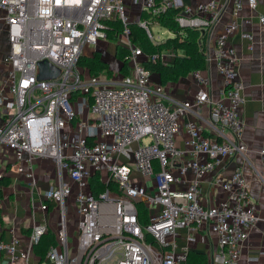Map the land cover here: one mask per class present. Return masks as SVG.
Masks as SVG:
<instances>
[{"label":"built area","instance_id":"obj_1","mask_svg":"<svg viewBox=\"0 0 264 264\" xmlns=\"http://www.w3.org/2000/svg\"><path fill=\"white\" fill-rule=\"evenodd\" d=\"M222 1L233 8V19L215 38L223 99L211 98V80L198 70L192 73L200 86L197 94L178 101L153 83L142 64V57L168 63L162 53L147 55L131 41L126 0H0V22L7 26L10 45L6 68L0 71V108L7 115L0 125V148L13 152L17 162L49 160L59 176L41 205L56 219V245L44 264H191L188 246L178 242L181 229L188 230V242L200 237L206 243V232L216 234L217 243L208 248L203 264L239 263L243 244L259 220L243 169L221 175L218 183L226 197L218 204L205 205L201 198L203 178L222 161L247 152L244 85L231 42L241 31L244 0H208L194 7L184 0H140L141 16L134 23L160 44L152 18L181 8L176 17L181 28L211 36L223 13ZM247 4L251 10L258 7L257 0ZM144 12L150 20L142 19ZM112 20L123 25L117 38L130 52L131 72L120 81L91 76L80 65L82 57L107 40L106 23ZM259 25L264 29V15ZM241 37L253 40L248 32ZM204 41L200 47L208 57ZM42 62L57 69L58 76L39 80ZM207 106L206 125L184 120L189 114L200 117ZM259 154L264 165V148ZM96 174L107 185L98 194L90 183ZM259 176L264 183V175ZM71 200L76 236L70 230ZM140 203L148 209L147 223L141 220ZM48 230L47 221L36 227L26 253H20L16 240L0 243L5 264L28 259Z\"/></svg>","mask_w":264,"mask_h":264},{"label":"crops","instance_id":"obj_2","mask_svg":"<svg viewBox=\"0 0 264 264\" xmlns=\"http://www.w3.org/2000/svg\"><path fill=\"white\" fill-rule=\"evenodd\" d=\"M208 0H184L185 6L194 7L199 2ZM258 7L251 10L244 0V9L239 16L241 31L234 34L231 42L234 45L239 57V72L243 82L244 104L241 108V115L246 122V128L243 135V142L247 147L245 156H235L234 158L222 161L219 166L211 173L206 175L202 180L203 195L201 201L205 205H216L226 197L221 189L218 180L222 174L231 172L236 167L244 171L245 178L249 184L251 196L255 200L258 209L259 220L250 232L249 238L243 244L241 258L238 264H264V255L259 257L260 252L264 251V183L260 175H264V165L260 156V151L264 148V29L259 25V17L264 15V0H257ZM132 22H137L141 16V3L135 0H126ZM223 13L215 26L212 35H205L206 51L208 52L207 67L202 71L204 76L211 80L209 91L214 101L223 99L221 93L222 80L218 75L215 62V38L226 25L233 19V8L228 2L222 1ZM247 21H250L247 24ZM154 28L164 29L160 24L154 21ZM169 35L159 40L160 37L154 33L156 41H166L172 37V32L166 29ZM164 30L165 32H167ZM248 32L253 35V40L249 41L241 37V33ZM110 43V45L108 44ZM120 40H102L96 46L95 51L88 52L91 56L99 52L104 61L108 62L112 71L120 78L108 79L120 81L124 74L122 73V62L117 58V44ZM252 46V47H251ZM10 51L8 41L7 26L0 22V71L5 70L3 64L4 58ZM168 64L174 62V56L167 50L162 52ZM184 51H179V55H184ZM145 62L146 59H140ZM123 74V77H122ZM122 77V78H121ZM106 78L107 77H102ZM154 84H161V76L158 73H152ZM165 92L174 100L186 101L192 100L197 94L200 86L195 77L190 73L177 81H171L162 85ZM210 108L207 106L200 112V117L189 114L184 118L185 121H199L205 124L209 118ZM7 115L4 109L0 108V125L5 121ZM207 135L212 133L207 129ZM177 143L184 148V139L182 135L177 136ZM23 168V171L19 169ZM0 172L3 177L0 179L10 182L9 186H0V243L11 244L15 240L19 242V251L28 252L30 238L37 226L49 222V228L56 223L55 215L51 211L45 212L41 205L45 202L44 193L54 187L59 182L57 169L53 162L35 158L32 162H17L13 152L0 148ZM192 177L190 173L188 179ZM74 201H70L69 221L72 236H76V221L74 217ZM36 207V208H35ZM187 229H181L178 242L180 246H188L190 253L194 255L191 258V264H197L195 254L206 256L211 244H216V234L206 232L207 242L201 241L200 237L188 242L186 236ZM259 260H253L258 258ZM39 257L33 252L28 259H21L18 264H44ZM6 263V256L0 253V264Z\"/></svg>","mask_w":264,"mask_h":264},{"label":"trees","instance_id":"obj_3","mask_svg":"<svg viewBox=\"0 0 264 264\" xmlns=\"http://www.w3.org/2000/svg\"><path fill=\"white\" fill-rule=\"evenodd\" d=\"M181 11V8H171L166 10L164 13L157 17H153L152 20L157 21L160 26L171 31L174 36L169 37L164 43L154 44L148 33L144 28L139 26L137 23H133L130 26L131 35L130 39L133 43L139 46L145 54L154 55L161 54L167 50L174 56V62L172 64H165L162 61L152 63L145 61L142 64L151 73H158L161 76V83L165 85L171 81H177L181 77H185L190 73L198 70H204L207 67L208 57L204 54V51L200 47V41H204L207 37L200 31L195 29H183L181 28L176 17ZM151 16L144 12L142 19H149ZM110 28L107 31V40H117V35L123 31V25L121 22L112 20L106 23ZM184 35L183 37L181 35ZM179 51H184V55H179ZM117 58L122 62V73L124 76L130 74L131 69L129 65L128 56L130 55L129 50L121 44H117ZM80 65L86 68L91 76L100 77L102 73L104 77L113 73L108 62L104 61L99 52L93 53L91 56L82 57ZM91 187L95 194L106 190L107 185L104 184L100 179V174H96L91 178ZM10 182L5 180L0 181V186H9ZM1 194V190H0ZM53 204L50 205L52 209ZM138 208L141 212V220L144 223L148 222V209L144 204H138ZM56 245V236L54 230L49 228L48 232L45 233L40 241L34 246V253L39 257L40 261L43 262L50 247ZM194 255L192 252L189 256V263ZM197 264H203L206 261V256L201 254H195Z\"/></svg>","mask_w":264,"mask_h":264},{"label":"rangeland","instance_id":"obj_4","mask_svg":"<svg viewBox=\"0 0 264 264\" xmlns=\"http://www.w3.org/2000/svg\"><path fill=\"white\" fill-rule=\"evenodd\" d=\"M160 27H162V26H160ZM162 28H164V27H162ZM154 30V33H156L157 31H158V33H157V36L158 37H160V39L159 40H163V39H165L168 35H169V32L164 28V29H158V28H154L153 29ZM164 30H166L167 32H165ZM154 42V41H153ZM165 41H161V43H164ZM108 44L110 45V43L108 42ZM156 44H158V43H156ZM100 77H104V75H102V73L99 75ZM109 78H107V79H116L117 77H120V76H118L115 72H113L112 74H110L109 76H108ZM122 77H123V74H122ZM121 77V78H122ZM120 78H117V80H119ZM75 217V216H74ZM75 221H76V218H75ZM52 230H54L55 231V229H56V226H55V224L52 226V227H50ZM72 237V236H71ZM71 240H72V242H73V245L75 246L76 245V239L75 238H71Z\"/></svg>","mask_w":264,"mask_h":264},{"label":"water","instance_id":"obj_5","mask_svg":"<svg viewBox=\"0 0 264 264\" xmlns=\"http://www.w3.org/2000/svg\"><path fill=\"white\" fill-rule=\"evenodd\" d=\"M59 72L54 67H51L48 62H42L39 64L38 79L51 78L58 76Z\"/></svg>","mask_w":264,"mask_h":264}]
</instances>
